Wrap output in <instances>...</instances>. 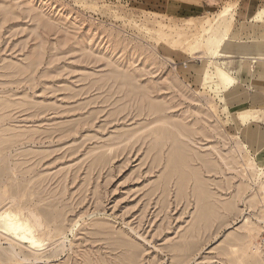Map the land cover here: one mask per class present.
I'll return each instance as SVG.
<instances>
[{
    "label": "rangeland",
    "instance_id": "374dc122",
    "mask_svg": "<svg viewBox=\"0 0 264 264\" xmlns=\"http://www.w3.org/2000/svg\"><path fill=\"white\" fill-rule=\"evenodd\" d=\"M238 4L0 0V206L45 244L0 264H264L246 124L182 71Z\"/></svg>",
    "mask_w": 264,
    "mask_h": 264
},
{
    "label": "crops",
    "instance_id": "0c3cea01",
    "mask_svg": "<svg viewBox=\"0 0 264 264\" xmlns=\"http://www.w3.org/2000/svg\"><path fill=\"white\" fill-rule=\"evenodd\" d=\"M223 12L206 28L210 31H204L202 51L193 53L199 60L187 62L182 71L191 82H200L201 88L224 102L233 114L251 111L242 133L264 164V55L260 56V52L264 54V0H239L231 13ZM227 15L231 16V26L218 30V21ZM219 69L230 75V83L221 84Z\"/></svg>",
    "mask_w": 264,
    "mask_h": 264
},
{
    "label": "bare ground",
    "instance_id": "6f19581e",
    "mask_svg": "<svg viewBox=\"0 0 264 264\" xmlns=\"http://www.w3.org/2000/svg\"><path fill=\"white\" fill-rule=\"evenodd\" d=\"M227 12L229 11L225 10L222 15L227 14ZM209 31L210 29L206 30L205 33H208ZM205 33L200 36L199 41L204 42ZM262 55L264 54L260 52V56ZM217 75L222 85H226L227 83H230L232 81L230 75L224 70L219 69ZM250 113L251 111L246 110L236 112L235 114L229 112V115L233 117V120L236 122L237 126H242L243 124L247 123L250 117ZM243 149H245L247 153H251L247 144L243 146ZM236 152L237 154L242 156L241 149H239V147H236ZM248 166L250 169L256 171L254 179L252 177L253 185L254 182H260L261 186L264 188V164L258 165L253 156L251 157V160L248 161ZM7 202L4 206H0V235L10 237V241L17 239V241H19L18 243H29L30 245H32L33 249H35L36 252L43 250L45 245L43 242L44 240L40 239L36 233V230H38L39 228L42 229L43 226V222L41 221L40 216L34 212H31L32 217H27L23 213V211L13 209V205ZM259 221L263 220L259 219Z\"/></svg>",
    "mask_w": 264,
    "mask_h": 264
},
{
    "label": "built area",
    "instance_id": "2783aa9c",
    "mask_svg": "<svg viewBox=\"0 0 264 264\" xmlns=\"http://www.w3.org/2000/svg\"><path fill=\"white\" fill-rule=\"evenodd\" d=\"M259 245L262 247V249H264V234L261 237V241L259 242Z\"/></svg>",
    "mask_w": 264,
    "mask_h": 264
}]
</instances>
